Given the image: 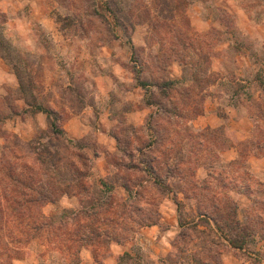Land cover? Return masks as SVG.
Returning a JSON list of instances; mask_svg holds the SVG:
<instances>
[{
	"label": "rangeland",
	"instance_id": "374dc122",
	"mask_svg": "<svg viewBox=\"0 0 264 264\" xmlns=\"http://www.w3.org/2000/svg\"><path fill=\"white\" fill-rule=\"evenodd\" d=\"M56 1L59 7L54 9L53 17L43 23L48 27L52 22L60 34L51 35L48 28L42 30L35 22L33 27L37 31L24 35L18 49L11 41L15 35H9L8 39L0 32V56L19 82L18 90L10 83L0 87V264H111L112 244L126 245L116 264H264V240L258 236L251 239L238 255L222 252L218 243L221 233L198 223L200 217L195 200L181 204L179 221L188 225V229L189 224L196 223V229H189L180 236L179 229L173 240L176 243L171 241L172 248L169 249L164 244H146L141 237L147 226L158 224L162 230L169 227L159 221L157 204L135 203L136 194H128L125 198L122 192L114 190V184L119 180L116 174L111 173L102 180L94 177L87 151L94 134L72 141L66 135H55L51 126V117H55L57 128L62 127L61 112L53 107L62 109L66 115L64 105L80 108L84 95L79 94L76 87L88 78L91 69H106L103 68L105 65L111 68V44L117 38L131 43L132 31L140 25L147 28V46L131 48L126 69L134 78L132 68L139 71L138 84L144 86L146 81L162 78L157 85L164 88L169 85L165 79L169 75V66L173 59L178 60L184 66L176 87L178 100L176 103L160 101L159 105L166 108L162 123L184 122L196 117L202 112L206 96L204 88L219 79L220 74L213 70L211 58L217 56L219 42L228 38L220 25L235 32V11L240 6L245 7L252 18L256 17L257 22H264V0ZM208 25H211L210 29L203 30ZM188 42L193 45L186 46ZM252 44L250 38L238 35L234 47L240 53L241 47ZM233 50L228 51L229 60L234 58ZM262 55L264 61V51ZM45 59L49 60L50 69L45 70ZM226 69L234 81L232 64ZM261 70L264 74V65ZM243 88L240 83L227 87L237 93ZM250 93H253L252 88ZM18 100H23L24 106ZM250 101L246 102L249 111L262 115L264 97ZM44 109L54 113L48 114ZM39 112L45 116L41 125L37 118ZM16 116L33 125L31 140H24L11 129ZM45 124L46 129L43 128ZM125 133L123 135H130ZM212 134L219 132L210 131L206 137ZM158 147L165 159L173 155L174 161H182L191 169L190 157L195 145L191 146L189 154L184 153L185 146L181 143L168 147L171 149L168 151L165 145ZM122 151L108 153L110 166L116 161L114 158L124 159L127 150ZM123 176L129 177L126 173ZM50 189L56 191L54 194L59 191L69 194L42 205L43 197ZM23 209H30L31 215L27 212L23 217ZM245 212L246 209L239 213L244 222ZM45 217L51 220L52 233L43 226L36 232L34 227L45 221ZM113 220L114 224L111 223ZM21 223L27 224L26 227ZM83 224L94 227H80ZM70 230L71 235L63 238ZM55 232L57 235L52 236ZM84 233H88L89 241L95 242L79 244L67 252L59 249L64 239H82ZM93 247L97 248L94 253ZM85 250L88 252L84 253ZM72 251L78 252V257L71 258L73 256L66 254Z\"/></svg>",
	"mask_w": 264,
	"mask_h": 264
},
{
	"label": "crops",
	"instance_id": "0c3cea01",
	"mask_svg": "<svg viewBox=\"0 0 264 264\" xmlns=\"http://www.w3.org/2000/svg\"><path fill=\"white\" fill-rule=\"evenodd\" d=\"M57 7L59 4L56 0H0V15L3 16H0V32L4 33L8 39L9 35H15L11 41L12 45L18 49L21 48L20 44L23 42L20 41L24 35L37 31L33 27L35 22H38L37 26L42 30L48 28L51 35L60 34L61 31L52 25V22L51 25H47L48 27H45L46 25L43 23L53 17L52 13ZM230 12L233 11L230 10ZM235 14V32L229 30L227 26L220 25L221 30L225 35H228V38L219 42V48L216 49L217 56L211 58L213 70L220 75L217 83H210L208 88H204L203 92L206 96L202 107L203 112L200 115L184 122L162 123L161 117L166 113H164L166 108L159 105L160 101L176 103L178 100L179 91L176 90V87L181 81L184 67L178 60L173 59L169 66V75H166L165 79L171 84L164 88H159L160 86L157 85L158 80H163L162 78L146 81V84L142 86L126 69L125 63L131 58V48L147 46L148 31L144 25L133 29L131 43L126 44L117 38L111 44V53H109L111 68L105 65L103 68L106 69H91L88 78L83 79L80 86L76 87L77 92L84 95L81 98L83 103L80 108H72L70 104L69 106L64 105V109L68 112L66 115L62 109L53 107L57 112H61V129L70 140L79 141L94 134V140L90 143V148L87 151L93 175L99 180L105 179L111 173L118 175V168L113 163L110 166L107 154L119 152V139L117 140L116 133L122 125L143 127L149 119H152V126L148 127L149 138L157 145H165L167 151L168 147H174L179 143L185 146L184 153L187 151V154H189L192 145L201 146L198 155L200 159L197 160L194 156L190 157L192 159H190V163L195 164L196 167L194 178L189 174L188 165L184 166L182 161H174V156L170 155V165L182 163L179 165L180 173H172L173 175L170 176L167 183L168 192L164 195L159 194L162 196L157 197V207L160 212L159 221L169 227L162 230L161 225L158 224L147 226L141 237V240L146 244L153 242L164 244L167 249L172 248L171 241L173 242L175 234L181 229L179 204L181 206L184 201L193 200L185 197V194L189 192V181L192 179L199 182L205 181L211 169H233L232 167L242 160L241 145L254 137L256 128L260 124L257 116L249 111L246 102L248 100L251 102L252 99L260 100L261 97H264V74L261 70L264 65L262 60L264 22H257V18H252L242 6L238 7ZM189 15H191L190 10ZM5 19L7 21L4 22ZM194 23L193 21V28ZM210 27L211 25L205 26L203 30H209ZM196 30L200 31V29ZM238 35L253 41L251 47H241L240 53L236 52L234 47ZM233 48L235 50H233L234 58L229 60L228 51ZM230 64H232L234 81L229 78V72L226 69ZM43 65L45 70L51 68L48 59L43 61ZM0 71H3L0 72V75L4 76L0 78V87L8 86L7 84L10 83L12 88L18 90L19 82L10 73L1 56ZM188 82L190 81L188 80ZM238 83L245 87L243 93L227 89V87ZM165 88H169L170 91L165 93ZM251 88L252 94L250 93ZM51 91L52 89H50ZM22 101L18 100L19 104L24 106V101ZM37 118L40 120V125L41 121L45 120L42 112L37 114ZM12 121L11 129L18 136L28 141L32 139L34 127L29 120L25 122L21 120L20 116H16ZM46 127L47 124L43 125L44 129ZM205 131H217L219 134L217 138L206 136L204 138L203 132ZM197 135L199 137H196ZM223 146L225 148H221ZM213 155L217 158L213 159ZM245 168L254 181L264 183V155H249L246 158ZM120 177H122L120 180L124 181L125 178L122 175ZM114 186V190L122 192L125 198L128 194L130 195L129 190L122 183L117 181ZM236 188L239 189L240 186ZM231 194L239 206V213L244 209L247 211L252 203L251 198L239 190H234ZM67 199L70 198L67 197ZM144 204L149 206L148 201H145ZM239 218L244 222L242 217ZM258 237L260 238V236ZM125 246L111 245V264L117 263L119 255L126 248ZM86 252L88 251L85 250L84 253ZM88 255L89 253H87Z\"/></svg>",
	"mask_w": 264,
	"mask_h": 264
},
{
	"label": "trees",
	"instance_id": "16d2710c",
	"mask_svg": "<svg viewBox=\"0 0 264 264\" xmlns=\"http://www.w3.org/2000/svg\"><path fill=\"white\" fill-rule=\"evenodd\" d=\"M192 45V42L186 44L188 47ZM132 70L137 82H139V71H137L135 67H133ZM168 83L171 84L170 82H167L166 84ZM168 90L170 91L169 88H165V93L169 92ZM44 111L48 114L54 113L52 110L48 109H44ZM260 114L256 115L260 124L256 128L254 137L241 145L242 160L232 167L233 169L231 170L227 168H222L220 170L211 169L208 177L203 182H199L195 179L190 180L189 192L185 194L186 198L195 200L197 214L200 217L198 223L205 226L207 225L210 229H216L217 232H220L221 235L218 236L221 237V239H219L218 243L220 244V247L223 248L222 252H230L234 255H238L240 251L245 250L246 246L249 245L250 240L255 236H260V238L264 239V183L254 181L245 168L246 158L249 155H264V111L262 112V115ZM51 118H53V122L51 123L53 133L55 135H66L62 129L57 128L55 121L56 118ZM151 121L152 119H149L143 127L122 125L116 133L117 140L119 139V152L123 153L122 149L125 148L127 151H124V159L114 158L113 160H116L115 162L111 159L112 162H114L113 164L119 170V180L122 178L120 175L123 176L125 173L129 175L127 178L123 176L126 181L124 179L122 184L129 190L130 195L136 194L135 203H144L145 201H148L149 206L157 204V197H159V194L164 195L168 192V180L171 175L180 173L179 165L182 164L176 163L174 166L170 165L171 156L169 155L165 159L158 145L153 143L149 138L148 127L152 126ZM125 132H128L130 135H123L126 134ZM203 135L207 136L208 131L203 132ZM208 137L217 138L218 135L212 134ZM122 145L125 146L123 147ZM221 148L225 147L223 146ZM200 150L201 146L196 147L195 145L193 156L196 157L197 160L200 159L198 156ZM109 157L110 155L107 154V159ZM214 158L217 157L213 155V159ZM189 167L191 168L189 174L193 176L195 174L194 172H196L195 164L191 163ZM234 173L237 175L235 176ZM237 186H240L241 189L236 188ZM234 190L245 192L251 198L252 203L246 211L247 221L245 223L239 218V206L231 194ZM48 192L49 193L45 195V198L43 197L44 201L42 202V205L53 203L56 199L61 198L64 195L68 196L69 194L68 192L61 191H59L58 194H54L56 191H52L51 189L48 190ZM12 200L15 203L14 198ZM32 202L35 201H30L29 203ZM112 207L115 208V206ZM23 210V217L26 216L27 212L31 215L30 209ZM44 219L45 221H41V224H39L38 227H34L36 232L42 226L45 230L46 228H49V232H51V220H48L46 217ZM114 222L115 221L113 220L111 223L114 224ZM21 225L26 227L27 224L21 223ZM90 226L93 225L90 224ZM90 226L83 224L80 227L87 229ZM189 226H191L189 229H196L198 224H189ZM180 227L181 232L179 233V236L182 235V233L184 235L185 232L189 230L186 228L188 225L185 226L180 223ZM71 232L72 230L64 233L63 238L67 235H71ZM54 235H57L56 232L52 236ZM86 235H88V233H84L82 239H64L65 243L61 242V245L59 243V249L67 252L68 249L72 250L75 247L77 248V245L79 244L90 245L92 242H95L94 240L89 241V238L87 239ZM174 242L172 244H174ZM214 243L215 242L213 241L212 244ZM65 244H67V247ZM90 247H92V245ZM91 250L94 253L97 248L93 247ZM66 254H69L70 257L73 256L71 258H75L78 257L79 253L72 251Z\"/></svg>",
	"mask_w": 264,
	"mask_h": 264
}]
</instances>
